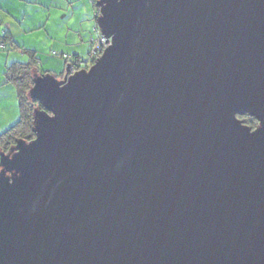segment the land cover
<instances>
[{"label": "water", "instance_id": "obj_1", "mask_svg": "<svg viewBox=\"0 0 264 264\" xmlns=\"http://www.w3.org/2000/svg\"><path fill=\"white\" fill-rule=\"evenodd\" d=\"M95 5L0 152V264H264V0Z\"/></svg>", "mask_w": 264, "mask_h": 264}, {"label": "rangeland", "instance_id": "obj_2", "mask_svg": "<svg viewBox=\"0 0 264 264\" xmlns=\"http://www.w3.org/2000/svg\"><path fill=\"white\" fill-rule=\"evenodd\" d=\"M76 4H79L81 7L79 19H71L66 22L64 19L58 20L53 17L52 11L50 19L48 21L46 20V27L43 26V28L36 29L33 34L30 32L27 35H21V37H19V41L23 42L25 46L32 45L33 48H35L37 52L36 57L38 58L36 63L38 73H51L58 77L61 76L65 70L64 58L67 57L66 55L62 56V53L70 52L67 44L71 42L75 35H81L83 38L82 46L80 43L78 44L81 46L80 50L84 49V51L80 53V56L84 59L87 56L91 41L96 39L97 36V34L92 31L95 26V20L92 16L93 3L91 0H79ZM89 13L92 15L90 14L89 16ZM58 18H61V15H59ZM28 21L29 20L26 19L27 28H30L32 24ZM31 21L36 24L35 26L40 24L37 19ZM14 29H16V27H14ZM1 53L3 54L1 56L3 60H0V70L6 66H4V61L7 55L6 50ZM28 60V55H24L21 52L14 53L12 51L8 65L12 62H27ZM1 81L2 77L0 75V133L14 124L19 117V106L15 88L10 84H1Z\"/></svg>", "mask_w": 264, "mask_h": 264}, {"label": "crops", "instance_id": "obj_3", "mask_svg": "<svg viewBox=\"0 0 264 264\" xmlns=\"http://www.w3.org/2000/svg\"><path fill=\"white\" fill-rule=\"evenodd\" d=\"M78 1L79 0H0V40L3 36H7L9 38V40L4 43V46L0 44V60H3L1 57L3 54L1 52L4 50L7 52L4 66H8V61L12 51L14 53L21 52L25 55L26 53H24L22 49H30L35 51V55L37 56L35 48H33L32 45L25 46L23 42L19 41V37H21V35H27L30 32L33 34L35 33L36 29L43 28V26L46 27V20L48 21L50 19L52 11L53 17L58 20L64 19L66 22L67 20L69 21L71 19H79L81 7L79 4H76ZM97 13L98 10H96L93 5V15L91 13L88 15L90 16L91 14L93 19L96 20ZM59 15H61V18H58ZM26 19H28V22L32 24L30 28H27ZM34 19L39 21L38 23L40 24L38 26H35L36 24L31 21ZM14 27H16V29H14ZM96 27L97 26L95 22V26L93 27L92 31L95 32ZM82 42L83 38L81 35H75L71 42L67 44L70 52H63L62 56L66 55L67 57L65 58L79 57L84 59L80 56V53L84 51V49L80 50L83 44ZM79 43L81 46L78 45ZM5 68L0 70V75L2 77L1 84H9L4 78Z\"/></svg>", "mask_w": 264, "mask_h": 264}, {"label": "trees", "instance_id": "obj_4", "mask_svg": "<svg viewBox=\"0 0 264 264\" xmlns=\"http://www.w3.org/2000/svg\"><path fill=\"white\" fill-rule=\"evenodd\" d=\"M91 1L94 5V8L98 10L97 6L95 5V0ZM95 33L97 36H99V30L97 27ZM8 40L9 38L7 36H3L0 40V44L4 46V43ZM90 49L87 56L90 54ZM22 50L29 56V60L27 62H12L6 66L4 70L5 81L11 84L16 91L19 106V117L14 124L0 133V152H7L9 148L14 145L17 139L31 140L34 137L32 132V111L37 103L35 101H31L28 98L27 92L32 85L33 74L38 73L36 69L38 58L35 55V51L30 49ZM87 58L88 57L85 59H81L79 57L64 58V63L65 66L66 64H70L73 67H81L79 62H84L83 60H87ZM63 73L60 77H62ZM239 117L244 119L245 123L251 127L256 125V121L253 118H250L246 115Z\"/></svg>", "mask_w": 264, "mask_h": 264}, {"label": "built area", "instance_id": "obj_5", "mask_svg": "<svg viewBox=\"0 0 264 264\" xmlns=\"http://www.w3.org/2000/svg\"><path fill=\"white\" fill-rule=\"evenodd\" d=\"M107 46L105 43L104 37H102L99 33V36L96 37V39L91 41V49H90V54L87 58V67L91 65L92 61H94L102 52V50ZM82 62V61H81ZM81 62L79 63L81 66ZM85 63V62H84ZM71 66V65H70ZM82 67V66H81ZM81 67H73L71 66V71H75Z\"/></svg>", "mask_w": 264, "mask_h": 264}, {"label": "flooded vegetation", "instance_id": "obj_6", "mask_svg": "<svg viewBox=\"0 0 264 264\" xmlns=\"http://www.w3.org/2000/svg\"><path fill=\"white\" fill-rule=\"evenodd\" d=\"M83 61H84L85 63L80 61V62H81V66H82L81 68H86L87 65H88V63L86 62L87 60H83ZM80 62H79V63H80ZM238 117H239V116H238ZM239 118H240V117H239ZM240 119H242V118H240ZM254 127H255V126H253L252 128H254Z\"/></svg>", "mask_w": 264, "mask_h": 264}]
</instances>
